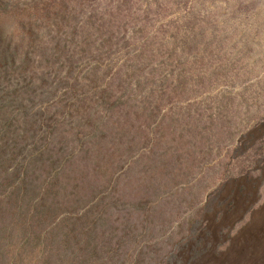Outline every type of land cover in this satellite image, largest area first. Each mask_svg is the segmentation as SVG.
Listing matches in <instances>:
<instances>
[{"label":"rangeland","instance_id":"374dc122","mask_svg":"<svg viewBox=\"0 0 264 264\" xmlns=\"http://www.w3.org/2000/svg\"><path fill=\"white\" fill-rule=\"evenodd\" d=\"M0 264H264V0H0Z\"/></svg>","mask_w":264,"mask_h":264}]
</instances>
